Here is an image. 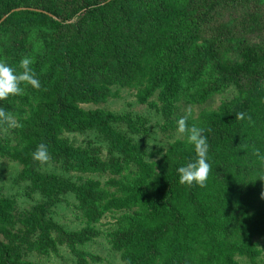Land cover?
Listing matches in <instances>:
<instances>
[{"label": "trees", "instance_id": "trees-1", "mask_svg": "<svg viewBox=\"0 0 264 264\" xmlns=\"http://www.w3.org/2000/svg\"><path fill=\"white\" fill-rule=\"evenodd\" d=\"M55 3L0 0V60L19 72V61L30 57L41 83L0 100L17 125L16 148L0 140V157L18 161L19 177L46 199L21 220L22 239L36 235L26 244L9 231L14 203L0 197V264H35L23 252L49 255L63 243L83 261L77 246L98 235L90 225L114 212L121 215L108 237L122 264H237V255L254 260L252 239L264 235V180L258 179L264 177V52L246 46L235 63L217 56L213 44L200 40L214 7L205 0H81L67 12ZM230 86L240 89L238 99L188 119L208 139L211 170L203 188L179 183L176 168L193 155L183 134L148 162L128 137L139 132L131 116L82 108L104 103L113 88L132 89L142 104L157 97L168 129L180 117L175 104L183 98L202 105ZM237 112L245 118L236 120ZM119 123L128 133L114 127ZM85 131L99 134L106 159L100 148H74L61 137ZM41 143L67 172L109 178L72 182L40 173L32 153ZM67 194L86 229L66 231L46 217Z\"/></svg>", "mask_w": 264, "mask_h": 264}, {"label": "rangeland", "instance_id": "rangeland-1", "mask_svg": "<svg viewBox=\"0 0 264 264\" xmlns=\"http://www.w3.org/2000/svg\"><path fill=\"white\" fill-rule=\"evenodd\" d=\"M80 1L56 0L55 5L61 12H67ZM205 1L212 3L214 7L206 16L207 20L202 27L200 40L213 44L212 48L217 56L230 63H235L239 61V53L246 46H255L264 52V0H251L242 5L228 4L229 0ZM112 92L113 95L104 103L95 106L86 105L82 108L131 116L134 120V127L139 129L138 133L129 134L127 126L123 123L115 124L114 127L128 133L133 143L139 145L145 153L146 161L156 160L175 140L182 138V134L176 130L175 123L171 124L168 129H164L167 121L163 119L159 111L160 104L156 96L142 104L138 102L136 92L132 89L117 87L113 88ZM240 92V89L230 86L202 105L189 104L188 99L183 98L175 104L177 108L175 106L174 116H183L187 112L190 118L195 119L202 111H214L221 103L238 99ZM15 129L16 126L9 127L8 124L4 127L0 126V140L7 145L8 149L16 148ZM61 137L74 148H85L88 145L100 148L101 157L103 159L107 157L106 148L96 131L64 132ZM38 170L42 174H54L63 179H70L72 182L92 179L105 183L109 178L106 174L82 175L67 172L62 163L50 158L46 163L40 164ZM21 171L22 165L18 161L9 157H0V197L8 198L14 203L15 220L9 231L23 240L21 242L27 244L35 239L36 235L24 241L22 234L19 233V230L23 228L21 220L35 206L46 202V199L40 192L33 190L27 180L19 177ZM47 210L46 217L66 231L77 232L87 227L78 209V204L71 194L61 196L58 202ZM120 215L121 213H107L97 223L90 225V228L97 231L98 235L89 242L77 246L83 261L79 260L65 243L57 244L56 251L49 255H40L35 251L27 250L23 252V257L26 261L35 264H122L120 254L112 248L108 237V234L115 229ZM252 240L258 255L254 260L237 255L235 256L237 264H264V235L254 237Z\"/></svg>", "mask_w": 264, "mask_h": 264}, {"label": "clouds", "instance_id": "clouds-1", "mask_svg": "<svg viewBox=\"0 0 264 264\" xmlns=\"http://www.w3.org/2000/svg\"><path fill=\"white\" fill-rule=\"evenodd\" d=\"M33 61L30 57H23L19 61V68L22 71H17L7 62L0 60V100L7 98L10 95H20L23 92L22 85H30L33 89H39L41 83L31 67ZM189 113L180 116L176 121L177 132L185 136L186 142L192 147V157L183 165L176 168L179 183L182 185L199 186L203 188L208 180L211 164L208 161V139L204 135L205 129L195 125L189 126ZM236 120L245 118L243 112L235 113ZM0 123H6L9 127H15L16 122L0 109ZM32 159L40 164H44L49 160V151L46 144L41 143L32 153ZM264 159V157H262ZM264 180V177L258 178ZM257 180V179H256ZM264 196V193H262Z\"/></svg>", "mask_w": 264, "mask_h": 264}]
</instances>
